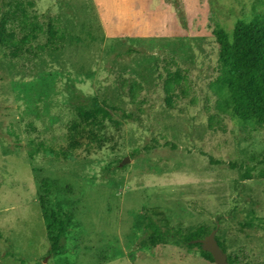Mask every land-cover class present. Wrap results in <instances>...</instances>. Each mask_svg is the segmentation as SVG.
<instances>
[{
	"label": "rangeland",
	"instance_id": "obj_1",
	"mask_svg": "<svg viewBox=\"0 0 264 264\" xmlns=\"http://www.w3.org/2000/svg\"><path fill=\"white\" fill-rule=\"evenodd\" d=\"M16 1L64 40L0 47V264H214L182 243L197 229L230 263L264 264V128L217 112L214 36L264 0H0V14ZM51 213L67 227L54 254Z\"/></svg>",
	"mask_w": 264,
	"mask_h": 264
},
{
	"label": "trees",
	"instance_id": "obj_2",
	"mask_svg": "<svg viewBox=\"0 0 264 264\" xmlns=\"http://www.w3.org/2000/svg\"><path fill=\"white\" fill-rule=\"evenodd\" d=\"M41 33H45L46 41L40 49L59 50L64 34L52 20L39 23L35 17L26 14L19 1L0 14V47L12 56L21 53ZM214 36L218 44L217 62L220 71L218 88L215 89L217 112L238 121L249 130L264 128V16L238 20L230 34L218 30ZM165 89L167 96H170L171 89ZM249 171L244 174L247 179L252 178ZM45 219L50 241L49 253L54 254L60 250V240L67 228L66 221L53 213ZM151 229L148 244L155 246L162 235L156 230L155 224L151 225ZM201 235L200 229L189 231L182 238V243L198 247L206 259L213 261L211 255L202 250L201 244L195 242L205 237ZM215 240L225 254L220 242Z\"/></svg>",
	"mask_w": 264,
	"mask_h": 264
},
{
	"label": "water",
	"instance_id": "obj_3",
	"mask_svg": "<svg viewBox=\"0 0 264 264\" xmlns=\"http://www.w3.org/2000/svg\"><path fill=\"white\" fill-rule=\"evenodd\" d=\"M128 158H126L122 164L126 163ZM201 244L202 250L209 253L214 261V264H229L227 262L226 255L222 252L221 248L215 240V230L211 231L203 239L197 240Z\"/></svg>",
	"mask_w": 264,
	"mask_h": 264
}]
</instances>
